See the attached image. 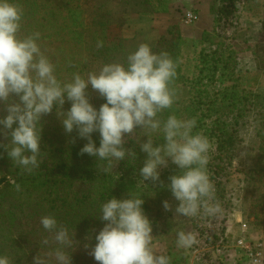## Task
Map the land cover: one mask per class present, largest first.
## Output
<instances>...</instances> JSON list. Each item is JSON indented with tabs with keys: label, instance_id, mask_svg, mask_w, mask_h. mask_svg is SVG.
Segmentation results:
<instances>
[{
	"label": "clouds",
	"instance_id": "clouds-1",
	"mask_svg": "<svg viewBox=\"0 0 264 264\" xmlns=\"http://www.w3.org/2000/svg\"><path fill=\"white\" fill-rule=\"evenodd\" d=\"M23 14V8L14 0H0V103L7 112L0 118V134L10 137L0 147L13 164L27 174L39 168L43 154L41 117L50 114L55 106L64 131L71 134L75 130L80 138L87 140L80 154L87 153L105 162L98 165L99 172L107 174L126 156L136 155L124 147L125 135L130 139L140 128L147 136L146 142H139L146 153L139 168L142 181H160V169L166 168L169 161L180 170L169 177L170 183L166 185L179 202L176 218L223 214L208 173L210 152L214 148L202 132H193L196 118L183 119L175 114L163 121L158 118V114L171 109L175 102L177 93L173 84L178 61L168 52L155 53L142 43L127 55L126 63H105L98 70L83 75L74 72L70 80H60L56 65L41 48V34L38 31L22 34ZM96 46L102 48L103 41H98ZM240 66L254 69L255 63L249 56ZM89 85L106 100L99 109L90 103ZM66 99L71 107L63 111ZM94 132L100 134L99 147L92 139ZM157 132L163 134L164 143L154 146L151 134ZM8 179L19 191L20 185ZM143 204L141 196L130 192L129 198L112 197L101 205L99 218L106 223L95 236L96 244L89 253L95 261L170 264V258L158 254L153 246L152 223L144 213ZM163 207L172 210L167 200ZM40 224L50 234V239L45 238L42 243H53L56 247L46 256L37 254L33 264H71L68 250L73 248L75 233L70 235L68 227L51 214L42 216ZM176 236L178 248L188 249L198 243L191 231L181 229ZM0 264L11 261L0 256Z\"/></svg>",
	"mask_w": 264,
	"mask_h": 264
},
{
	"label": "trees",
	"instance_id": "trees-1",
	"mask_svg": "<svg viewBox=\"0 0 264 264\" xmlns=\"http://www.w3.org/2000/svg\"><path fill=\"white\" fill-rule=\"evenodd\" d=\"M14 2L23 8L22 34L33 31H38L41 34L39 41L41 48L56 65V75L60 80H70L74 72H80L83 75L89 71L98 70L105 63H126L127 55L134 52L142 43L148 44L155 53L168 52L174 60L178 58L181 52L179 47L183 39L180 38L176 41L172 40L173 42L170 44L163 38L154 40L140 37L121 39L115 44H110L107 34L114 19L109 8L112 3L117 2L122 6L130 5L136 11L156 12L167 9L170 0H14ZM98 41H103L102 48H97ZM226 49L228 48L226 47ZM241 68L239 62H234L233 73L239 71L241 73ZM258 80L257 77H254V90L244 85L242 74L241 77L236 76L232 84L233 88L239 85L238 88L242 91L246 89L250 99L254 96V107L258 106L259 95L262 93L260 90L262 86ZM173 87L176 89L174 84ZM87 91L90 103L97 109L106 102L98 92L91 88V85ZM221 92L223 97L220 103L231 98L232 93L236 94L234 91H228L227 87ZM200 97L202 98V96ZM201 98L196 101L197 106L207 103ZM179 103L180 101L175 99L172 108L158 114V118L163 121L172 114L183 119L195 117L197 124L193 132H201L204 129L203 134L210 131V136H212V132L216 130V134L213 135L220 137L219 146L216 150V152L218 151L217 157L223 158V153L228 151L225 141L232 134L229 132V128L214 127L219 124L221 119L219 110L214 112L216 117L212 119L217 124L212 126L206 124L205 118L212 116L211 107L214 103L210 101L208 112L201 111L200 113L197 111L198 107L190 109L195 101L187 105L186 112L182 108L183 103H180L182 106H177ZM70 107L71 103L66 99L62 110L67 111ZM6 115L4 104L0 103V118ZM40 124V148L43 154L39 168L35 169L32 174L25 173L20 167L13 164L3 147H0V165H5L8 174L15 180L16 184L20 185L19 191L15 188L11 190L12 193L10 194L15 195V193L23 190L19 198L25 201L20 203V207L27 204L33 214H40L39 218L51 214L59 223L68 227L70 235L75 233L73 248L68 250L71 255V264H99L89 253L96 244L95 236L106 223L99 218L101 205L112 197L117 199L129 198L130 192L141 196L144 200L142 207L145 215L152 223L153 246L157 253L167 255L170 258V264H189L193 246L188 249L178 248L174 227L168 224L163 229L159 223L164 215L163 208H161L162 203L165 200L171 203L170 197L173 196L170 189L166 187L170 183L169 177L178 174L180 170L169 161L166 168L160 169V181L163 182V185L160 181L153 183L149 180L145 181L146 184L142 181L139 176V168L143 166L146 153L141 150L139 142H146L147 136L140 128L136 129L137 133L134 137L125 138L124 147L131 149L136 155L134 157L126 156L124 160L115 165L113 171L105 174L99 172L98 169V165H103L105 162L98 161L97 157L87 153L80 154V149L87 143V140L80 138L75 130L71 134L64 131L55 106L50 114L41 117ZM16 126L14 124L13 128ZM225 134L229 135L228 138H221ZM151 136L154 146L164 143L162 133H152ZM9 139L10 137L5 138L3 134H0V144H7ZM73 139L75 140L74 143L72 142ZM92 139L96 147H99V132L92 133ZM213 159L214 157L210 158L208 173L210 175L211 164L215 163L212 172L213 176H216V174L223 173L219 170L222 166ZM1 181L2 179H0ZM221 183L222 181L219 180L216 183L217 187L215 186L216 197L219 202L221 199L219 185ZM8 186L15 187L14 184H8ZM5 196L0 195V230L11 231L16 226L14 224L16 208L13 209L11 204L8 206L5 203ZM170 213L166 214L167 217L163 219L172 223L173 213ZM6 217L9 219L7 224H4ZM190 219L195 222L194 218ZM37 224V228L41 231L37 234L39 236L36 238L38 240L36 248L41 250V256L42 254L47 255L55 248V244L45 245L42 243L45 238L50 239V234L40 228L42 227L40 222ZM196 227L197 224L194 226V230L197 231L198 227ZM3 235L5 236V234ZM195 235L198 236V234ZM4 239L0 236V242ZM160 241L167 243L165 252L157 250L156 246ZM86 245L88 247H85ZM0 256L5 255L0 251Z\"/></svg>",
	"mask_w": 264,
	"mask_h": 264
},
{
	"label": "rangeland",
	"instance_id": "rangeland-1",
	"mask_svg": "<svg viewBox=\"0 0 264 264\" xmlns=\"http://www.w3.org/2000/svg\"><path fill=\"white\" fill-rule=\"evenodd\" d=\"M109 8L114 16L107 32L110 44L135 37L163 38L168 44L183 39L176 58L174 86L176 100L184 105L179 103L177 106L181 105L186 112L187 105L195 101L190 109L198 107V113L208 112L212 101V116L205 118L206 124H217L212 119L216 117L214 112L219 110L221 119L214 127L229 128L232 134L225 141L228 151L223 153V158L217 157L220 137L214 136L216 130L212 136L210 131L204 134L214 148L210 158L214 157L213 160L222 166L219 170L223 173L213 176L215 163L212 161L209 176L215 186L222 181L219 194L223 214L195 217L197 231L194 227L192 231L189 225L190 231L198 234L189 264H264V0H170L167 9L156 12L136 11L130 5L122 6L117 2ZM188 10L198 13L195 23L185 22ZM200 17L213 28L198 40L186 37L187 30L195 28ZM245 51L248 55L239 60V54ZM249 56L255 68L245 66L241 73H233L234 62L243 63ZM241 74L244 85L253 90L254 77L261 82L262 93L256 107L254 96L250 99L246 89L242 91L239 85L232 87L236 76L241 77ZM226 87L236 94L232 93L231 98L220 103L221 91ZM200 98L207 103L197 106L196 101ZM228 136L225 134L221 138ZM125 138H128L127 134ZM9 177L12 178L5 165H0V195H6L5 203L16 208L14 215L17 217L14 216L16 226L13 229L12 226L11 231L0 230L5 234H0L5 238L0 242V251L11 264H33L34 257L41 254L36 248L37 234L41 231L37 228L40 214H33L27 204L19 206L25 201L19 198L23 190L10 194L15 187L8 186L12 184ZM8 219L6 217L4 224Z\"/></svg>",
	"mask_w": 264,
	"mask_h": 264
},
{
	"label": "crops",
	"instance_id": "crops-1",
	"mask_svg": "<svg viewBox=\"0 0 264 264\" xmlns=\"http://www.w3.org/2000/svg\"><path fill=\"white\" fill-rule=\"evenodd\" d=\"M202 18L203 17H200L195 28L187 30L186 37L198 40L205 32L210 31L211 27L213 28L212 24H210V23L205 24V22L202 20ZM148 23L151 24L152 22H148ZM212 23H213V19H212ZM244 55L247 56L248 51L240 53L238 59L241 60V57H244ZM239 63H240V65L242 64V62H239ZM170 199H171L170 204L172 205V210L166 211L163 207V203L161 206V208H163V211H164V215L162 216L161 220L159 221V223L161 224V227H163V229H164L166 226H168V224H170L174 227V229L177 233V231L181 230V229L186 230V231H190L191 228H189V225H191L192 231H193V227L195 226V224H194L195 222L192 221L190 218H187V217L181 216L180 218H176L175 208L178 206L179 202H177V200H175V198L173 196H171ZM168 212L173 213V218H172L173 224L170 223L169 221L164 220L167 217L166 214H169ZM156 247H157L158 251L165 252L167 249V243H166V241H160L159 243H157Z\"/></svg>",
	"mask_w": 264,
	"mask_h": 264
},
{
	"label": "built area",
	"instance_id": "built-area-1",
	"mask_svg": "<svg viewBox=\"0 0 264 264\" xmlns=\"http://www.w3.org/2000/svg\"><path fill=\"white\" fill-rule=\"evenodd\" d=\"M199 18V15L194 10H188L185 14V22L186 23H195Z\"/></svg>",
	"mask_w": 264,
	"mask_h": 264
}]
</instances>
